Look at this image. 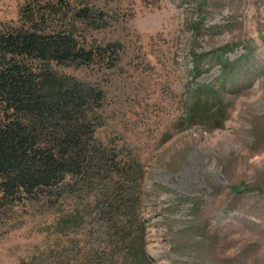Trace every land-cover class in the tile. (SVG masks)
<instances>
[{"label":"rangeland","instance_id":"obj_1","mask_svg":"<svg viewBox=\"0 0 264 264\" xmlns=\"http://www.w3.org/2000/svg\"><path fill=\"white\" fill-rule=\"evenodd\" d=\"M27 1L0 0V26L17 25ZM94 3L109 26L89 41L121 43L119 65L57 69L104 90L97 140L118 163L143 167L144 255L153 264H264V0ZM207 52L194 81L192 57ZM241 58L215 103L222 125L215 105L192 121L197 88L221 75L218 59ZM87 191L52 208L0 206V264H89L102 242Z\"/></svg>","mask_w":264,"mask_h":264},{"label":"trees","instance_id":"obj_2","mask_svg":"<svg viewBox=\"0 0 264 264\" xmlns=\"http://www.w3.org/2000/svg\"><path fill=\"white\" fill-rule=\"evenodd\" d=\"M94 1L28 0L17 25L0 26V206L52 208L92 190L96 212L90 223L102 244L89 264H153L144 255L143 167L137 159L118 163L116 150L97 140L104 90L57 69L119 65L121 43L89 41L91 34L109 26V14ZM213 53L192 57L194 81L205 73L202 60ZM242 60L218 59L221 75L197 88L192 121L205 118L232 75L243 70ZM213 109L222 125L224 110ZM74 217L70 219L76 222ZM76 219L83 224V217Z\"/></svg>","mask_w":264,"mask_h":264}]
</instances>
